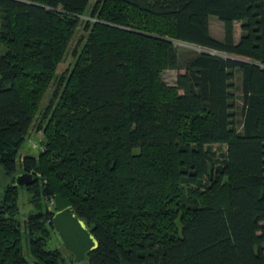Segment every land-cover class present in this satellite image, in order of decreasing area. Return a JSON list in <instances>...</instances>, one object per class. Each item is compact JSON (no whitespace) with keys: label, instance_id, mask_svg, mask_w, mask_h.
I'll list each match as a JSON object with an SVG mask.
<instances>
[{"label":"trees","instance_id":"obj_1","mask_svg":"<svg viewBox=\"0 0 264 264\" xmlns=\"http://www.w3.org/2000/svg\"><path fill=\"white\" fill-rule=\"evenodd\" d=\"M89 3L0 0V264H67L49 247L56 194L97 238L90 264H264V0H97L46 108L42 148L17 167ZM174 40L202 50L169 85ZM18 171L34 181L13 185ZM23 189L35 209L22 226Z\"/></svg>","mask_w":264,"mask_h":264},{"label":"rangeland","instance_id":"obj_2","mask_svg":"<svg viewBox=\"0 0 264 264\" xmlns=\"http://www.w3.org/2000/svg\"><path fill=\"white\" fill-rule=\"evenodd\" d=\"M96 1L97 0H90L89 7L86 9L85 15L81 17L82 20L75 31V34L70 42V45L67 49L64 59L60 62L56 70V79L52 81L50 87L47 89L41 101L38 113L33 123V126L30 129L29 134L27 135L21 149L18 152V156H17V167L18 168L22 166V159L24 156L28 154H33L37 156L39 154L40 149L42 148V142L44 140V133H43V130L40 128V125H45L46 123V117H45L46 108L50 104L53 93L58 86L57 84L58 78H60L66 71H70L73 68V65L76 60V56L73 53L74 49L75 48L81 49L85 40L79 44L80 39L82 37L86 39L88 36V30L85 29L86 20L91 19L90 12ZM241 24L242 23L240 21H236L234 23V36H235L236 41H239L241 34H242ZM211 29H212V33L216 37L223 39L224 25L219 20V18H217L216 16L211 17ZM174 45H175L178 56H180V68L167 69L163 72L162 77L164 81L169 85L175 84L178 74L181 72H185V66L187 64L188 57L192 55L194 51L202 50V48L196 45L189 44L187 42H183L179 40H174ZM233 85L234 87L232 88V91L234 92L236 96L234 100L235 108L233 109V111L237 112V115L235 118L237 121L236 125L239 129H242V114H241L242 100L240 98L241 91L239 90V87L241 85V80H240L239 73L235 75V78L233 80ZM213 147L214 149L218 151V153L224 152L227 149L226 145H222V147L218 148V145L216 144ZM8 179L9 178L5 175V173L0 168V197L2 195L5 183L8 181ZM19 204L21 208V213L18 216V218L23 226L25 221L28 218L30 211L35 209V205L31 203L30 195L27 193L25 189L21 190ZM49 247L51 248L59 247L60 249H62V251L67 257L66 258L67 264H90V262L87 259L75 260L70 250L65 246L61 237L56 232H53L52 241L50 242ZM25 253L28 256L29 260L31 262H34V258L30 255L28 247L25 249Z\"/></svg>","mask_w":264,"mask_h":264},{"label":"water","instance_id":"obj_3","mask_svg":"<svg viewBox=\"0 0 264 264\" xmlns=\"http://www.w3.org/2000/svg\"><path fill=\"white\" fill-rule=\"evenodd\" d=\"M34 179L35 174L27 171H18L11 176L13 185L20 187L29 185ZM53 203L55 211L52 221L56 232L75 260L87 259V253L98 245L97 238L67 198L56 194Z\"/></svg>","mask_w":264,"mask_h":264}]
</instances>
